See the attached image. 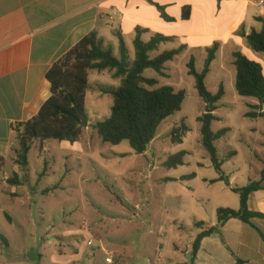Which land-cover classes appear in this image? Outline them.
I'll list each match as a JSON object with an SVG mask.
<instances>
[{"label":"rangeland","instance_id":"rangeland-1","mask_svg":"<svg viewBox=\"0 0 264 264\" xmlns=\"http://www.w3.org/2000/svg\"><path fill=\"white\" fill-rule=\"evenodd\" d=\"M249 50L264 65V54ZM244 54L252 59L250 53ZM130 56H135L133 45ZM190 58L181 55L169 64L166 78L153 70L145 73L158 79L157 87L186 92L182 110L161 124L146 155H137L127 141L118 146L104 143L93 128L111 116L114 103L102 87L121 84L108 70L89 73L85 107L89 125L79 142L83 151L57 140L45 142L41 150L40 142H34L26 177L18 173L14 156L6 161L0 172V236L8 245L0 238V264H60L58 259L79 254L78 261L63 263L194 264L192 246L201 233L197 225L216 223L219 208L239 209L240 196L225 182L212 183L220 176L203 146L197 119L206 105L188 74ZM195 58L202 72L205 60ZM229 59L216 66L206 85L213 94L221 83L225 85L226 95L215 113L220 120L212 130L230 129L215 145L221 160L238 153L224 172L236 176L232 188H241L256 178L249 165L253 153L260 154L264 120L246 117L249 105L258 101L238 95L236 69ZM182 126L190 131L179 144L172 140V131ZM256 128L259 133L251 134ZM181 152L187 154L185 164L167 168L168 159ZM17 173L22 184L11 185L8 179Z\"/></svg>","mask_w":264,"mask_h":264},{"label":"crops","instance_id":"crops-1","mask_svg":"<svg viewBox=\"0 0 264 264\" xmlns=\"http://www.w3.org/2000/svg\"><path fill=\"white\" fill-rule=\"evenodd\" d=\"M262 2L0 0V157L6 164L14 156L16 164L18 136L22 125L35 118L51 96L47 74L54 64L91 33L97 32L105 45L115 50L116 55L119 49L118 33L122 35L129 53L138 31L142 32L141 39L145 43L157 35L173 38L171 42L162 43L156 55L184 46L186 49L181 55H200L206 60L207 50L219 44L220 48L208 75L210 78L216 66L224 64L225 57L230 58L234 66V52L250 53L252 59L257 60L247 46L246 37L252 30L259 32L262 29V23L258 20L264 19ZM185 7L191 8V17L187 21L183 20ZM153 54L152 58L156 56ZM173 62L167 63L166 68ZM258 133L257 128L251 130L253 135ZM72 145L83 151L81 143ZM259 153L254 152L251 157L249 166L255 169L256 178L249 180V183L261 179L264 140L260 143ZM237 156L238 153L223 165V171L224 166L235 162ZM17 171L20 173L19 167ZM225 176L229 179L228 186L231 189H240L231 187L236 176ZM248 206L250 211L264 214V190L250 195ZM204 223L206 228L217 225V222ZM253 224L264 235V220L255 219ZM79 258L80 254L69 258L64 256L58 260L64 264L66 260L78 261ZM238 259L243 264H264V238L250 225L231 220L220 233L203 240L194 264H237Z\"/></svg>","mask_w":264,"mask_h":264},{"label":"trees","instance_id":"trees-1","mask_svg":"<svg viewBox=\"0 0 264 264\" xmlns=\"http://www.w3.org/2000/svg\"><path fill=\"white\" fill-rule=\"evenodd\" d=\"M191 17V8L183 9V20ZM167 20H172L165 17ZM262 23L261 31L252 30L246 37L247 46L256 53L264 54V19H258ZM141 31H138L134 41V59H131L126 43L120 33L118 54L111 46H106L97 32L91 33L79 42L71 51L62 57L47 74V80L51 86V96L43 105L38 115L31 121L22 125L19 131L18 141L20 150L17 152L16 164L21 173L27 176L29 169L28 155L34 144L39 141L41 150L45 142L57 140L75 144L80 142L85 128L89 125L86 112V95L90 88L89 73L91 71L114 72V79L121 81L117 88L102 87V92L110 94L114 103L111 116L105 121H99L93 125L95 131L106 144L118 146L127 141L137 155H145L153 141L156 139L161 124L182 110L186 98L184 90L177 91L172 86L157 87L158 79L147 78L145 72L153 70L159 77H168L165 73L166 64L173 62L181 55L186 47L166 51L152 58V54L159 50L162 43L171 42L173 38L163 35L155 36L150 42L145 43L141 39ZM219 44H215L207 50L202 72L196 68V59L191 57L187 65L188 74L195 79V86L199 97L206 105V111L197 121L201 124L203 146L210 155L212 164L219 174V179L212 181L225 182L229 185V179L225 176L223 165L235 157L237 152H230L223 160L218 155L216 142L224 138L230 129H223L217 133L212 130L214 122L220 119L216 116L218 104L226 95L225 86L221 84L216 94L211 93L206 85V79L211 72V66L216 59ZM236 69L235 87L239 96L253 98L257 105H249L251 111L246 114L250 119H264V66L243 54L240 51L233 53ZM190 130L182 126L172 131V140L183 143V134ZM182 135V136H181ZM186 152L171 156L165 163L167 168H176L185 164ZM5 165V160L0 157V172ZM8 182L14 186H20L22 180L19 174ZM194 175L183 178L189 180ZM264 190V169L259 181L250 183L240 189L232 191L240 196V209L219 208L217 210V225L207 227L204 222L197 225L202 232L196 237L192 246V262L200 251L204 239L220 233L221 229L231 220H238L250 225L264 235L253 224L255 219L264 220V214L250 211L248 200L250 195ZM0 238L6 242L2 236ZM7 244V242H6ZM8 245V244H7ZM237 264H243L237 260Z\"/></svg>","mask_w":264,"mask_h":264},{"label":"built area","instance_id":"built-area-1","mask_svg":"<svg viewBox=\"0 0 264 264\" xmlns=\"http://www.w3.org/2000/svg\"><path fill=\"white\" fill-rule=\"evenodd\" d=\"M261 9H262V11H264V0H263V2H262ZM93 240H94V239L91 238V239H90V242H93Z\"/></svg>","mask_w":264,"mask_h":264}]
</instances>
